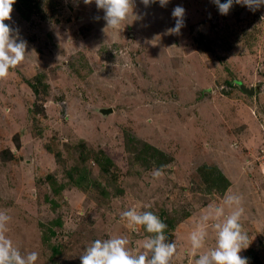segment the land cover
I'll use <instances>...</instances> for the list:
<instances>
[{
    "label": "rangeland",
    "instance_id": "obj_1",
    "mask_svg": "<svg viewBox=\"0 0 264 264\" xmlns=\"http://www.w3.org/2000/svg\"><path fill=\"white\" fill-rule=\"evenodd\" d=\"M178 5L184 26L170 34ZM103 15L83 0H16L5 21L27 42L0 80L7 237L36 264H80L114 236L139 254L148 234L121 219L135 208L167 224L172 264H194L189 234L236 195L240 255L264 264V7L221 15L211 0H133L120 30ZM214 245L209 227L199 251Z\"/></svg>",
    "mask_w": 264,
    "mask_h": 264
},
{
    "label": "clouds",
    "instance_id": "obj_2",
    "mask_svg": "<svg viewBox=\"0 0 264 264\" xmlns=\"http://www.w3.org/2000/svg\"><path fill=\"white\" fill-rule=\"evenodd\" d=\"M16 0H0V80L6 79L10 69L19 66L25 59L27 42L20 38L17 30L12 29L6 20H11L13 4ZM93 2L98 11H103L106 28L120 30L122 23L127 19L133 8V0H83L85 5ZM221 15H227L233 5L247 7L256 11L264 7V0H211ZM145 7L159 3L166 7L169 0H141ZM175 26L168 29L170 34H178L184 26L185 9L176 6L172 13ZM153 178L163 175V166L152 172ZM224 206L212 208L203 215L195 229L189 234L194 264H248V259L241 257L242 250L249 246L247 233L240 223L244 213L241 206V197L226 195ZM226 208L229 210L226 213ZM121 219L127 221L130 229L142 227L148 234L142 242V251L133 254L129 248V241L123 236H114L107 239H96L85 247L79 255L80 264H172L177 254V243L168 240L165 235L167 224L151 211L138 212L130 208L121 213ZM11 217L0 211V264H36L39 253L32 251L26 255L13 246V242L6 235L7 225ZM209 222H212L211 224ZM209 227L215 232V245L206 252L199 250L205 247Z\"/></svg>",
    "mask_w": 264,
    "mask_h": 264
}]
</instances>
